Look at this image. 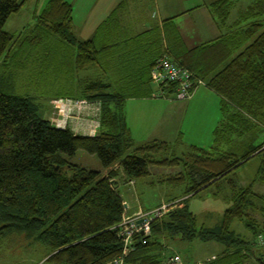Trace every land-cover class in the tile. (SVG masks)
I'll use <instances>...</instances> for the list:
<instances>
[{"label": "trees", "instance_id": "obj_1", "mask_svg": "<svg viewBox=\"0 0 264 264\" xmlns=\"http://www.w3.org/2000/svg\"><path fill=\"white\" fill-rule=\"evenodd\" d=\"M26 1L0 0V63L4 65L19 44L27 47L30 56L46 49L43 54L49 59L47 64L44 61L46 71L38 72V59L28 65L36 71L32 75L37 73L35 80L43 79V74H49L54 68L60 77H65L63 84L68 85L64 97L98 101L99 130L94 136H84L69 128H56L40 115L36 98L6 93L1 83L0 239L11 234L34 239L51 250L45 260L47 264H105L123 249L120 238L110 230L125 214L123 199L111 181L119 174L125 182L147 177L151 175L150 166L181 165L184 173L172 181L182 183L188 179L192 185L183 191L181 199L170 203L161 219L152 222L149 236L134 235L126 263L159 264L174 255L165 252L167 243L179 239L213 241L224 246L218 256L204 264H243L249 259L254 242L235 236L230 227L237 220L247 228H260L256 235L262 232L264 223L253 224L247 211L251 198L255 197L252 185L237 189L232 186L233 203L215 229L197 228L186 197L222 181L253 157L260 160L253 183H264V142L253 144L264 132L261 121L264 119V0H247V7L240 11L232 33L227 36L186 50L175 32L168 37L169 49L161 51L152 40L154 57L148 59V67L124 66V71L119 69V60L113 63L114 56H105L110 43L104 38L101 40L110 29L106 25L116 14L102 23L93 37L78 40L73 33L71 3L49 0L35 16L33 26L15 37L4 30V25ZM232 5L231 0L212 4L221 24L228 19ZM114 28L111 29L114 31ZM164 53L221 97L222 112L225 105L232 108L228 120L231 129L236 130L238 153L223 152L216 146L203 149L193 145L185 160L158 159V154L170 148L166 142L151 141L142 145L133 142L123 114L124 103L129 98L151 94L150 72ZM89 67L105 71L107 82H77L76 71ZM139 70H142L140 74ZM138 78L140 87L130 83ZM174 89V84L166 86L169 93ZM219 131L222 133L220 126L214 131L215 142ZM79 150L96 155L102 168L111 170L102 176L99 171L73 164L70 159ZM115 165L117 168L113 169ZM55 167L63 171H55Z\"/></svg>", "mask_w": 264, "mask_h": 264}, {"label": "rangeland", "instance_id": "obj_2", "mask_svg": "<svg viewBox=\"0 0 264 264\" xmlns=\"http://www.w3.org/2000/svg\"><path fill=\"white\" fill-rule=\"evenodd\" d=\"M48 1L27 0L18 13H14L8 18L4 25V30L17 37L21 32L33 26L35 16L42 11ZM69 1H73L77 8L79 2H81L82 6L88 0ZM169 1L173 2L174 0ZM210 1L198 0V3L209 4ZM233 1L236 5L231 10L229 21L236 17L238 9H245L248 5L247 0ZM158 2L160 4L163 3L161 6H164V3H166L164 0H158ZM132 3L131 10L135 12L137 7L134 6L135 2L133 0H131ZM152 4L151 11H153L152 13L155 16L154 5L156 4V0ZM64 48L66 49V47ZM66 50L68 51V48ZM44 51L45 53L47 52L46 49H40L37 53L30 56L25 45H17L8 61L4 65L0 63V85L2 83V87L4 86L3 89L6 93L29 95L36 98L38 103L42 105L41 116L48 119L49 114L46 107L49 100L54 95L64 94V89L68 88V85L67 83L63 84L65 77H60L58 71L54 70V68L51 69L52 72L49 71V74H43V79L39 78L38 81L35 80L37 73L35 74L36 76L32 75L35 70L29 69L28 65L31 61L35 62L38 59L40 61V64H38L39 68L37 69L38 72L42 73V71H46L44 61L47 64L49 59L47 56L43 57ZM95 70V68L91 67L90 69L80 71V79L84 75L86 78L95 79ZM76 78H79V74ZM195 92L198 93L196 99L199 97L198 100L201 99V104L186 112L183 107H185L187 101L173 100L177 105L176 108L173 107L174 110H170L166 116L161 114L162 123L168 127V131L163 132L160 129L146 130V123L142 122H146L145 119L147 121L152 120V115L145 114V119L142 120L138 115L127 112L129 125L133 127L132 134L136 139L144 141L141 143L162 141L169 145L168 151L157 155L158 159L176 157L185 160L186 157L188 158V153L191 151V146L193 145L203 149H210L211 146H216L223 152L231 150L238 153L236 146L239 140L236 136V130L231 129L230 120H228L232 108L225 105L224 112H222L221 97L216 93L208 91L205 87H199ZM131 116L137 117L136 121L133 120L135 123L131 122ZM261 121L264 124V119H261ZM218 126H220L222 133L219 131L217 141L215 142L214 131ZM263 142L264 132L259 134L258 138L253 141V144L259 145ZM70 161L87 170L99 172L104 170L96 155L88 154L82 150L77 151ZM259 165L260 160L258 157L250 158L231 171L222 181L210 185L194 196L189 195L186 197L187 208L194 215L198 229L202 227L208 229L219 227L225 210L229 209L233 203L234 190L232 186H235V189H237L250 185H252L251 190L255 193V197L251 198V205L247 211L253 224L262 226L264 223V183H253ZM149 171L151 175L133 180L132 182L118 181L116 185L117 191L123 199L124 204L127 205L125 211L151 210L158 207L157 205L162 202H175L179 200L178 197L182 196L183 191L192 185V182L188 179H185L182 183L176 181L179 184H175L176 182L172 181L173 178L178 177L179 173H184L181 165L170 167L150 166ZM259 196H263V199H260ZM259 229L247 228L237 220L233 221L230 227L231 232L235 236L245 241L252 240L253 242L256 237L254 233ZM262 231L264 232V228ZM222 250H224V246L220 243L213 241L202 242L197 239L192 241H182L180 239L169 241L165 248L166 253L179 255L185 264H204V262L212 260L210 259L211 256H218ZM252 251L249 254V259L244 260L243 264H260L259 260L264 262V249L253 246ZM50 254L51 250L49 248L37 243L34 239H26L23 235L11 234L6 238L0 239V264H47L45 260Z\"/></svg>", "mask_w": 264, "mask_h": 264}, {"label": "crops", "instance_id": "obj_3", "mask_svg": "<svg viewBox=\"0 0 264 264\" xmlns=\"http://www.w3.org/2000/svg\"><path fill=\"white\" fill-rule=\"evenodd\" d=\"M65 1L71 3L73 7V33L78 40H88L93 37L99 26H101L102 23L107 22L113 14H116L106 25L107 27L109 26L110 29H107L108 33L105 32V35L102 36L101 40L104 38V40L110 43L109 45L111 47L106 46L105 56H114V64L117 60H119V69H122L124 66L128 68H134L136 66L148 67V62L152 57H154V55H152L154 46H160L161 51L165 48L169 49L170 45L168 43V37L174 36L175 32L179 35L186 50L203 46L218 40L220 37L227 36V34L232 33L233 25L239 19L240 11L244 10L241 8L238 9L236 17L229 21L231 10L236 5V3L231 0L233 5L230 9L229 17L225 23L221 24L211 7L213 3L219 0H211L209 4L198 3V0H174L175 3H173L174 1L171 2L169 0H164L166 1L164 6H161L163 3L160 4L158 0H156V4L154 5L156 11L155 16L154 13H152L153 11H151L154 0H152L153 2L151 0H145L148 2H145L144 0H133L135 2L134 6L137 7L135 12H132L131 10V6L133 5V3L131 4V0H88L89 2H84V5L82 6L81 2H79V5L76 3L77 8L73 1ZM113 26H115L114 31L111 29ZM152 40L156 41L155 45ZM117 48H119L118 51ZM135 57L138 58L137 61L133 60ZM90 68L91 67L87 69ZM95 69V79L86 78L85 75L81 76L80 79V71H82L80 70L76 71L75 74L76 76L79 74V78H76L75 76V80L77 82L78 80L86 82L102 80L103 82H107L105 71L103 72L100 69ZM122 71H124V68ZM139 72H142V70H139L138 74H140ZM150 79L151 84L148 88H150L151 94L144 97L129 98L125 101L123 107L126 118L125 121L129 129L130 136L133 142H136V145H142L143 143L141 142L144 141L136 139L132 134L133 127L129 125L127 112L138 115L142 120L145 119V114L152 115V120L147 121L145 119L146 122H142L146 123V130L160 129L164 132L168 131V127L162 123L161 114L166 116L169 114L170 110H174L173 107L176 108L177 106L173 100L156 98L154 94L157 92L158 86L152 81L151 73ZM136 81H130V83L137 85V83H140L141 79L138 78ZM208 91L211 90L208 89ZM194 93L195 94H193L189 100H186V108L183 107L186 112L193 109L198 104H201V99L198 100L199 97L196 99L198 93ZM64 96L66 95L57 94L49 100L46 107L47 113L49 114L47 120L51 121V118L53 117V113L56 108V100L58 98H66ZM92 102H94V104L99 103L98 101ZM39 105L41 111L42 105L40 103ZM130 118L132 120L131 122L135 123L133 120L136 121L137 117L134 118L131 116ZM98 120V112L94 113V111L91 110H84L81 115L71 118L66 128H69L73 133L78 135L94 136L98 132L99 128L92 130V126H95ZM116 168L117 165H115L113 169ZM109 170L111 169H104L101 172L102 176H106ZM123 179L124 176L119 174V176L114 178L111 182H115L117 185L118 181H123ZM116 185L115 189H117ZM181 198L182 196L178 197V199ZM167 202H162L159 205L168 204L169 202ZM124 208L126 209L127 205L124 204ZM129 211H125V215H133L138 210ZM214 258L215 255L211 256L210 259ZM183 264L185 263L183 262Z\"/></svg>", "mask_w": 264, "mask_h": 264}, {"label": "built area", "instance_id": "obj_4", "mask_svg": "<svg viewBox=\"0 0 264 264\" xmlns=\"http://www.w3.org/2000/svg\"><path fill=\"white\" fill-rule=\"evenodd\" d=\"M152 81L158 86L154 94L156 98L169 100L186 101L189 100L199 87H204L205 83L193 78L192 73L174 62L168 53L158 60L151 70ZM174 84V92L169 93L166 86ZM84 110H91L99 114L100 104L87 99L58 98L56 108L53 113L51 124L59 129H65L68 122L74 116H79ZM99 128V121L92 130ZM95 132V131H94ZM169 204H161L151 210H138L133 215H125L122 220L110 228L120 238L122 242V253L106 262L105 264H127L126 256L132 248L134 235L139 233L146 237L150 235L153 221L161 219L167 212ZM145 243V241L143 242ZM254 244L256 247L264 249V232L256 235ZM159 264H183L179 255L168 256Z\"/></svg>", "mask_w": 264, "mask_h": 264}, {"label": "water", "instance_id": "obj_5", "mask_svg": "<svg viewBox=\"0 0 264 264\" xmlns=\"http://www.w3.org/2000/svg\"><path fill=\"white\" fill-rule=\"evenodd\" d=\"M54 170H55V171H59V172L61 173V172L63 171V168H57V167H55ZM263 264H264V263H263Z\"/></svg>", "mask_w": 264, "mask_h": 264}]
</instances>
